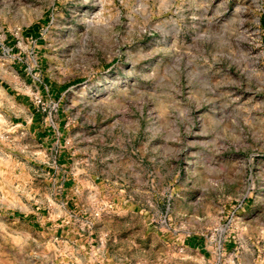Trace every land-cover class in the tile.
Instances as JSON below:
<instances>
[{"label":"rangeland","instance_id":"1","mask_svg":"<svg viewBox=\"0 0 264 264\" xmlns=\"http://www.w3.org/2000/svg\"><path fill=\"white\" fill-rule=\"evenodd\" d=\"M0 264H264V0H0Z\"/></svg>","mask_w":264,"mask_h":264},{"label":"crops","instance_id":"2","mask_svg":"<svg viewBox=\"0 0 264 264\" xmlns=\"http://www.w3.org/2000/svg\"><path fill=\"white\" fill-rule=\"evenodd\" d=\"M199 240H193V241H189L188 244L190 248H193V247H200V245L202 244V242H199Z\"/></svg>","mask_w":264,"mask_h":264}]
</instances>
